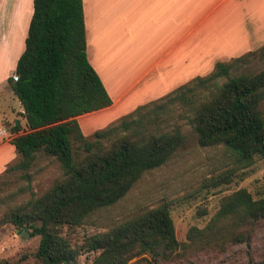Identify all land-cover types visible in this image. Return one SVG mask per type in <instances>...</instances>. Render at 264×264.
Wrapping results in <instances>:
<instances>
[{"label": "trees", "instance_id": "trees-1", "mask_svg": "<svg viewBox=\"0 0 264 264\" xmlns=\"http://www.w3.org/2000/svg\"><path fill=\"white\" fill-rule=\"evenodd\" d=\"M264 58V44L198 75L167 94L142 103L106 127L84 135L77 116L111 105L86 53L82 0H33L25 47L8 83L19 99L27 131L11 127L16 156L3 176L19 172L22 182L5 189L0 181V232L8 224L39 236V264H196L198 256H219L243 246L245 264L256 258V236L264 234V186L255 198L246 188L221 197L202 227L191 226L186 240L175 234L173 200L134 212L101 232L71 242L66 231L96 211L122 199L147 171L166 163L185 143L188 124L198 145H222L233 157L230 168L212 179L229 183L235 169L264 159V66L231 74L233 68ZM14 76L17 78L15 79ZM44 156L59 170L43 191L31 188ZM264 183V175H263ZM28 198L19 200L24 193ZM264 254V253H263Z\"/></svg>", "mask_w": 264, "mask_h": 264}, {"label": "crops", "instance_id": "crops-1", "mask_svg": "<svg viewBox=\"0 0 264 264\" xmlns=\"http://www.w3.org/2000/svg\"><path fill=\"white\" fill-rule=\"evenodd\" d=\"M82 1L87 58L112 103L77 119L127 113L264 40V0ZM32 11L33 0H0V129L8 133L0 135V175L16 156L11 127L28 130L8 78Z\"/></svg>", "mask_w": 264, "mask_h": 264}, {"label": "rangeland", "instance_id": "rangeland-1", "mask_svg": "<svg viewBox=\"0 0 264 264\" xmlns=\"http://www.w3.org/2000/svg\"><path fill=\"white\" fill-rule=\"evenodd\" d=\"M262 44L264 40H261ZM261 45L254 49H258ZM262 66H264V58H253L248 64L233 68L231 74L258 70ZM104 113L99 111L92 116H80L77 119L84 135L90 136L95 130L106 127L123 115L112 113L110 116H104ZM180 128L185 135V143L173 153L171 158L163 165L145 172L118 202L96 211L83 224L66 231V236L71 242L80 243L84 237L104 231L111 225L127 219L134 212L156 206L163 200H173L170 212L175 234L180 242H184L186 232L191 226L202 227L206 224L218 209L223 195L239 188H246L255 198L262 194L264 159L256 157L249 167L235 169L229 183L214 187L213 178L227 169L235 168L233 157L222 145L205 147L198 145L195 133L188 124L182 122ZM38 159L42 169L36 173L31 183V188L35 192L46 189L59 173L55 165L43 155ZM0 181L10 182L4 187L8 190H13L22 184L19 181L18 171L3 176ZM28 196L29 192H26L19 197V200ZM38 243V235L29 236L11 224L4 226L0 232V264H39L35 258ZM254 249L257 260L264 256V234L260 233L256 236ZM90 255L93 253L82 252L76 264H89L90 260L87 257ZM193 259L196 264H245L246 262L243 246L232 247L219 256L206 255Z\"/></svg>", "mask_w": 264, "mask_h": 264}, {"label": "built area", "instance_id": "built-area-1", "mask_svg": "<svg viewBox=\"0 0 264 264\" xmlns=\"http://www.w3.org/2000/svg\"><path fill=\"white\" fill-rule=\"evenodd\" d=\"M8 134L4 129H0V135Z\"/></svg>", "mask_w": 264, "mask_h": 264}, {"label": "water", "instance_id": "water-1", "mask_svg": "<svg viewBox=\"0 0 264 264\" xmlns=\"http://www.w3.org/2000/svg\"><path fill=\"white\" fill-rule=\"evenodd\" d=\"M14 78L16 79L17 77H16V76H14Z\"/></svg>", "mask_w": 264, "mask_h": 264}]
</instances>
